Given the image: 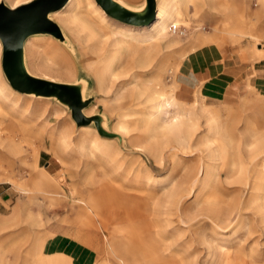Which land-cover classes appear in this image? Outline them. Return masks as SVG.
I'll return each instance as SVG.
<instances>
[{
    "label": "rangeland",
    "instance_id": "1",
    "mask_svg": "<svg viewBox=\"0 0 264 264\" xmlns=\"http://www.w3.org/2000/svg\"><path fill=\"white\" fill-rule=\"evenodd\" d=\"M113 1L144 15V0ZM0 2L9 5L12 0ZM95 9L100 7L94 0H75L69 9L46 15L60 39L33 34L22 48V64L30 76L78 86L81 100H88L81 114L97 117L98 130L92 121L76 126L66 104L54 96L15 90L0 95V186L10 196L8 214L0 216V264L74 262L61 250L51 255L67 262L41 258L36 244L52 232L64 233L83 247L90 264H120L101 253L98 225V231L88 229L95 236L85 233L74 214L77 205L71 210L69 196L89 193L83 186L87 173L123 187L133 198L149 200L154 230L169 247V261L264 264V118L257 114L264 115V92L247 87L214 103L197 97L181 101L174 95L180 63L204 38L220 37L209 45L223 52L237 50L250 59L263 55L258 47L264 42V0H187L179 6L177 19L183 37L168 32L160 44L145 39L155 13L147 26H134L105 13L100 18ZM234 27L246 34L231 42L228 32ZM141 54L153 60H143ZM0 75L10 89L1 62ZM158 78L173 89L179 109L192 103L206 106H198L185 129L158 137V149L151 151L156 142L144 124L156 114L139 92L153 87ZM225 115L228 141L216 130ZM42 170L53 181L41 179ZM110 208H105L107 232L115 223L130 221L126 205L117 207L119 213ZM14 215L16 220L9 221ZM120 246L125 243L120 241Z\"/></svg>",
    "mask_w": 264,
    "mask_h": 264
},
{
    "label": "bare ground",
    "instance_id": "2",
    "mask_svg": "<svg viewBox=\"0 0 264 264\" xmlns=\"http://www.w3.org/2000/svg\"><path fill=\"white\" fill-rule=\"evenodd\" d=\"M29 1L31 0H12L9 5L5 4L4 6L9 9H14L17 6L28 3ZM186 1L187 0H159L156 4V17L154 16L155 19L153 23L148 26L152 27L151 33L145 39H148L147 41L153 43H163V40L168 33V26L170 24L178 26L177 19L179 15V6ZM74 2L75 0H65L59 8L52 12H49L47 16L55 15L69 9L70 7H72V4ZM92 4L89 3L88 6ZM94 13L97 16L99 15L100 18L104 17L102 16V14L104 13L102 9H95ZM242 32L236 30L234 27L233 30L228 32V34L231 35L228 36L229 40L231 42L236 41L237 37L246 34ZM32 35L33 34L27 36L22 41V48L24 47L27 38ZM219 38L220 37L218 36H212L209 38H204L203 40L200 39L201 41L199 47L215 43ZM174 45H177V42H175ZM141 55L143 56V60L148 59L149 62L153 60L146 54ZM144 55H146L147 58L144 57ZM154 82L155 85L153 87H147L139 92V96L143 97L145 102L152 103L151 107L155 110L154 114H156L154 117L151 114L152 117L150 116L144 124L147 133L149 132L151 134V138L155 139L156 142L154 144V147H150V149L153 147L151 151H156V149H158V137H161L165 133H178L181 130L185 129L186 125L191 122L192 116L198 109V106H206V103H199V105L192 103L189 104V107L186 109H179L177 107L178 102L174 99L173 96H171V92L173 89H171V87L166 88L163 84L160 83L159 78L154 79ZM7 90L11 92V90L13 89L11 87L10 89L7 87L4 79L0 75V95H2L3 92ZM37 96L49 97L41 95ZM186 110L187 113L183 115L177 114L179 111ZM257 114L259 117L263 116L264 118V115L261 112H258ZM257 114H255L256 118ZM165 116H168L167 122L164 121ZM227 119L228 118L225 115L223 117V121L218 127H216V130L218 131L217 134L225 141H228L227 139H229ZM253 129L255 131H258L256 127H254ZM39 177L45 181H53V179L43 170L39 172ZM261 179L264 180V175L263 177H261ZM83 186L86 187L87 190L90 189L89 193L85 196H69L70 207L71 210L74 211V206L77 205L78 211H74V214H77L80 218L81 228H83L84 226L83 229L85 230H88L90 228V230L98 231L99 227V229L102 231L101 238L103 248L101 250V253L115 258L117 261H119L120 264H176L168 260V256L166 254L168 253L169 247L163 245L158 232L154 230V224L152 221L153 209L152 205L146 197L141 195V197L133 198L123 191V187H115L112 182H109V180H102L101 178L97 180V178H95L92 173L86 174ZM123 205H126V207L129 208L128 210L130 211V213L128 212V217L130 221L123 222L124 224H122L121 222L115 223L112 229L107 232L105 224L107 221H109V215L105 208L116 207L115 210H117V213H119L118 208H121ZM103 212L105 214H103ZM73 217L75 218V216ZM116 218V220H118L119 217ZM120 241H123L125 243L124 247L120 246Z\"/></svg>",
    "mask_w": 264,
    "mask_h": 264
},
{
    "label": "crops",
    "instance_id": "3",
    "mask_svg": "<svg viewBox=\"0 0 264 264\" xmlns=\"http://www.w3.org/2000/svg\"><path fill=\"white\" fill-rule=\"evenodd\" d=\"M129 1L135 4L133 0ZM258 48L263 55L257 59H250L237 50L223 52L215 45H206L193 50L180 63L179 71L175 75L177 89L174 95L181 101L197 97L204 102L214 103L215 100L222 101L237 96L247 87L256 92H264V42ZM9 199L7 188L0 186V216L8 214L5 206ZM15 220L14 215L9 221ZM83 230L91 236L94 235L88 230ZM52 234L47 236L42 244H36V250L41 254V258L67 262L65 257L51 255V251L61 250L74 257V262L70 261L69 264H90L86 254L88 252L78 243L68 237L65 238L64 233L52 232ZM86 245V248L95 251L93 247Z\"/></svg>",
    "mask_w": 264,
    "mask_h": 264
},
{
    "label": "water",
    "instance_id": "4",
    "mask_svg": "<svg viewBox=\"0 0 264 264\" xmlns=\"http://www.w3.org/2000/svg\"><path fill=\"white\" fill-rule=\"evenodd\" d=\"M65 0H31L26 4L9 9L0 3L1 68L9 86L19 92L35 96H54L66 104L76 126L93 122L98 126L97 117L85 118L81 109L88 100H81L79 87L50 82L30 76L22 64V41L35 33H48L60 39L58 28L47 20L46 15L60 7ZM103 12L116 20L139 26L153 21L154 0H144V15L137 16L116 4L113 0H94ZM98 130V129H97Z\"/></svg>",
    "mask_w": 264,
    "mask_h": 264
},
{
    "label": "built area",
    "instance_id": "5",
    "mask_svg": "<svg viewBox=\"0 0 264 264\" xmlns=\"http://www.w3.org/2000/svg\"><path fill=\"white\" fill-rule=\"evenodd\" d=\"M168 32L173 34V35H176L178 37H183L184 35V28L181 27V26H175L174 24H170L168 26Z\"/></svg>",
    "mask_w": 264,
    "mask_h": 264
}]
</instances>
